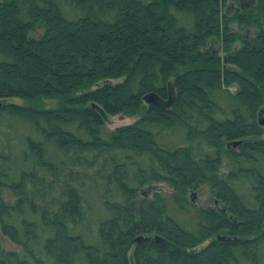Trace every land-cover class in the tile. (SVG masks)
Listing matches in <instances>:
<instances>
[{
  "label": "trees",
  "instance_id": "1",
  "mask_svg": "<svg viewBox=\"0 0 264 264\" xmlns=\"http://www.w3.org/2000/svg\"><path fill=\"white\" fill-rule=\"evenodd\" d=\"M240 1L0 0V231L17 246L0 264H264V0ZM168 84L169 107L143 100ZM115 114L137 118L107 131ZM204 185L225 210L191 202Z\"/></svg>",
  "mask_w": 264,
  "mask_h": 264
},
{
  "label": "rangeland",
  "instance_id": "2",
  "mask_svg": "<svg viewBox=\"0 0 264 264\" xmlns=\"http://www.w3.org/2000/svg\"><path fill=\"white\" fill-rule=\"evenodd\" d=\"M252 1L254 0H246L247 3H251ZM231 5H235V3H232ZM66 7L68 9H72V10H78L76 8V6L73 4V3H66ZM37 34H39L41 32V29H37L35 31ZM249 33L253 32V30H249L248 31ZM211 47H214V48H218L217 44H212ZM220 49V48H218ZM232 91H234V88L231 87L230 88ZM166 99V97H165ZM7 101H12V102H15V103H22L23 101L19 98H12V99H7ZM45 104H47V106H54L56 105V102L55 100H47L45 101ZM262 109H264V104L262 105ZM226 110L228 111V107H226ZM264 111V110H263ZM260 117L261 119H263L264 121V112H261L260 113ZM137 118V116L135 115H127V114H115V115H105V129L107 131H112L113 129L119 127V126H123V125H127V124H130L132 123L135 119ZM223 165L221 167L222 171H226L225 169H228L229 168V165H230V159L227 158V157H223ZM155 187V186H154ZM148 187H144L142 189V193L145 194V195H148V191H147ZM169 189L168 185H166L165 183H156V187H155V190H167ZM192 192V197H193V201L195 202V205L198 206V207H211L213 206V197L211 196V193L209 192V189L207 186H200L198 188H195V189H191L189 191V195L191 194ZM5 197L6 196V193H4ZM0 244L2 245V247L4 249H16L17 246L11 242L9 240L8 237H6L5 235H3L0 231Z\"/></svg>",
  "mask_w": 264,
  "mask_h": 264
},
{
  "label": "water",
  "instance_id": "3",
  "mask_svg": "<svg viewBox=\"0 0 264 264\" xmlns=\"http://www.w3.org/2000/svg\"><path fill=\"white\" fill-rule=\"evenodd\" d=\"M143 100L149 104V105H153L159 108H167L169 107L174 100V88L172 85L168 84V95L166 99H163L162 97H160L155 91H149L147 93H145L143 95ZM261 110V109H260ZM257 121L260 125H264V121L263 119H261L260 117V111L257 113ZM242 142V140H234L231 142V144L233 146L238 145ZM142 237H136V241L140 240ZM218 238L220 239H229V237H220L218 236ZM159 239V238H157Z\"/></svg>",
  "mask_w": 264,
  "mask_h": 264
},
{
  "label": "flooded vegetation",
  "instance_id": "4",
  "mask_svg": "<svg viewBox=\"0 0 264 264\" xmlns=\"http://www.w3.org/2000/svg\"><path fill=\"white\" fill-rule=\"evenodd\" d=\"M241 2V7H244V6H246V5H248V4H250V3H247L246 2V0H241L240 1ZM264 109H262L261 108V110H260V113L261 112H264L263 111ZM261 126H264V125H261ZM244 140V139H243ZM231 142L232 141H228L227 143H226V146L228 147V148H230V147H233V148H236L238 145H235V146H233L232 144H231ZM151 190L152 189H148V194L149 193H151ZM190 196V200H191V202L195 205V202L193 201V197H192V192H191V194L189 195ZM196 206V205H195ZM197 208H210V209H215L216 207H220L221 208V210L223 211V210H225L226 209V207L223 205V204H221L219 201H217V200H213V206H211V207H208V206H206V207H203V206H201V207H198V206H196ZM207 241V240H206ZM208 242V241H207Z\"/></svg>",
  "mask_w": 264,
  "mask_h": 264
}]
</instances>
